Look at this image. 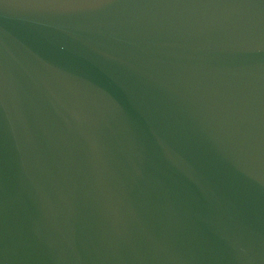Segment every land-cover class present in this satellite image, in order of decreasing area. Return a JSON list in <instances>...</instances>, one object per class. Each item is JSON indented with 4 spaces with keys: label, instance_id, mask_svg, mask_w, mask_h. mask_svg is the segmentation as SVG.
I'll list each match as a JSON object with an SVG mask.
<instances>
[{
    "label": "water",
    "instance_id": "95a60500",
    "mask_svg": "<svg viewBox=\"0 0 264 264\" xmlns=\"http://www.w3.org/2000/svg\"><path fill=\"white\" fill-rule=\"evenodd\" d=\"M0 264H264V0H0Z\"/></svg>",
    "mask_w": 264,
    "mask_h": 264
}]
</instances>
